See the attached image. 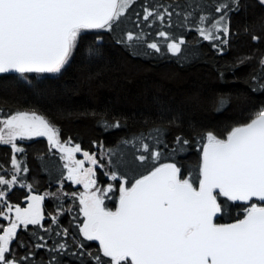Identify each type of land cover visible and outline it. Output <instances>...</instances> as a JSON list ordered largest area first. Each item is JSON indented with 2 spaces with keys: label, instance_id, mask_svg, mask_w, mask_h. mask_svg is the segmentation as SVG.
I'll return each instance as SVG.
<instances>
[{
  "label": "trees",
  "instance_id": "obj_1",
  "mask_svg": "<svg viewBox=\"0 0 264 264\" xmlns=\"http://www.w3.org/2000/svg\"><path fill=\"white\" fill-rule=\"evenodd\" d=\"M221 4L231 10L217 11ZM145 9L154 13L147 21ZM225 13L223 23L229 34L224 37L214 31V35L227 43L204 40L197 28H211ZM201 16L207 17L203 25ZM161 31L167 38L159 35ZM129 33L139 38L128 41ZM180 39L185 43L174 55L167 45ZM149 43H156L160 51L149 48ZM262 59L264 4L259 0H239V5L232 0H134L111 31H83L58 74L0 75V118L17 111L43 115L59 129L62 142L71 140L91 154L101 148L107 173L121 181L172 162L181 167L183 178L195 180L200 134L213 131L224 138L233 126L264 108ZM221 99L227 103L221 105ZM116 123L120 126L113 127ZM177 136L189 140L183 151L177 150ZM145 143L149 152L143 151ZM16 144L22 152L13 153L10 145L0 144V177H17L10 190L7 185H0V190L6 192L8 203L21 208L29 204L30 196L44 197V218L39 225L18 227L10 255L19 264H94L89 253L97 255L99 246L86 241L79 231L84 220L78 199L81 191L63 179L59 153L42 138ZM157 150L161 157L153 161L150 152ZM13 155L21 166L19 173L12 166ZM141 155L149 158L141 161ZM97 179L102 186L107 184L100 171ZM118 186L116 181L113 196ZM115 203L116 197L105 206L114 210ZM245 207L226 201L217 222H235L243 217ZM7 226L0 216V235ZM61 243L66 245L64 250H52ZM37 244L45 247L37 248Z\"/></svg>",
  "mask_w": 264,
  "mask_h": 264
},
{
  "label": "snow or ice",
  "instance_id": "obj_2",
  "mask_svg": "<svg viewBox=\"0 0 264 264\" xmlns=\"http://www.w3.org/2000/svg\"><path fill=\"white\" fill-rule=\"evenodd\" d=\"M133 2L0 0V74L59 73L71 58L83 31H111ZM232 3L239 5V0ZM224 9L231 10L228 4H221L216 10ZM153 16V12L145 9V21ZM225 19L226 13L211 28L198 27L197 31L204 40H221L226 44V39L214 35L215 31L228 36ZM206 20L204 16L199 18L201 25ZM159 35L167 38L163 31ZM134 38L139 37L127 35L128 41ZM184 43L183 39L169 43L168 51L178 54ZM148 47L160 51L156 43H149ZM260 63L264 65V59ZM226 103L220 100L221 105ZM35 137H46L49 145L62 153L68 171L66 179L84 187L78 196L84 217L79 231L86 241L98 242V254L89 253L94 264H264V108L249 121L233 126L224 138L213 131L200 134L201 155L195 180L183 178L181 167L175 162L159 164L134 180L124 179L118 186L119 203L115 211L105 206L108 193L116 190L112 185L92 190L96 186L94 168H85L84 163L95 166L94 154L83 151L79 144L70 146L71 140L62 143L59 129L35 111H17L0 119V144L10 145L13 153L23 151L16 144L18 139ZM176 143L180 145L177 150L183 151L189 140L177 136ZM142 147L143 151H150L146 143ZM76 153H81L84 159H76ZM150 157L159 161L161 153L151 151ZM148 158L138 157L141 161ZM11 163L19 173L21 166L15 155ZM111 178L116 180L117 176L112 174ZM16 183V175L10 180L0 177V185H7L9 190ZM5 196L6 192L0 190V216L10 220L8 214L14 208L15 219L0 235V264H19L10 255V243L21 225L26 229L28 225L41 223L44 217L40 205L44 197L30 196L28 206L21 208L8 203ZM226 201L246 205L243 217L232 223L217 222L225 212ZM65 247L61 243L52 250ZM80 247L83 249L84 245Z\"/></svg>",
  "mask_w": 264,
  "mask_h": 264
},
{
  "label": "rangeland",
  "instance_id": "obj_3",
  "mask_svg": "<svg viewBox=\"0 0 264 264\" xmlns=\"http://www.w3.org/2000/svg\"><path fill=\"white\" fill-rule=\"evenodd\" d=\"M260 1V0H259ZM264 4V3H263ZM64 68V67H63ZM62 68V69H63ZM61 69V70H62ZM50 75H55V74H58V73H49ZM0 119H3V118H0ZM35 138H42V139H45L46 140V142L48 143V140H47V138L46 137H35ZM19 140H21V139H18L17 141H19ZM23 140H28V139H22L21 141H23ZM16 141V142H17ZM62 142V141H61ZM63 143V142H62ZM48 145H49V143H48ZM70 146H73V144H71ZM49 147L52 149V150H54V151H56V152H58L59 153V155H60V157H62V153L60 152V151H58L56 148H53V147H51L50 145H49ZM91 154V153H90ZM95 155V157H96V159H97V164L95 165V166H93V165H91L90 163H88L87 161H85V163H84V167L85 168H87V167H93L94 168V172H95V180H96V186H95V188H93L92 190L93 191H95L97 188L98 189H101V190H103V189H106L109 185H112L114 188H115V183H116V181H119V184L120 183H123V181H121V180H118L119 178H117L116 180H113L112 178H111V176L112 175H109L108 173H107V171H106V168H105V163H106V157H105V155H104V151L100 148L99 149V151L96 153V154H94ZM75 156H76V159H80V160H83L84 159V157L82 156V154L81 153H76L75 154ZM61 160H62V162H63V165H65V163H66V161L64 160V159H62L61 158ZM64 170H65V174H64V180H65V182H67V183H70L73 187H78L79 189H80V193H83L84 192V187H83V185L82 184H74L71 180H68V179H66V177H67V175H68V171H67V168H65L64 167ZM98 171H100L101 173H102V175H103V178L104 179H106V181H107V184L106 185H103L102 186V184L98 181V179H97V174H98ZM10 180V179H9ZM14 186V185H13ZM8 188V187H7ZM113 193L114 192H111V193H108V195H107V197L105 198V202H108V201H110L111 199H113L114 197H116V203H115V207H114V210L113 211H115L116 210V207H118V203H119V200H118V197H119V192L117 193V195L115 196H113ZM2 203V202H1ZM30 203V202H29ZM28 206V205H27ZM26 206V207H27ZM25 207V208H26ZM40 207H41V205H40ZM107 208H108V206H106ZM4 211L6 212L7 210H6V208L4 209ZM9 216H10V220H12V219H15V214H14V208H13V212L12 213H9L8 214ZM10 220H6V222L8 223V225H9V223H10ZM42 222V221H41ZM20 227H24L23 225H21Z\"/></svg>",
  "mask_w": 264,
  "mask_h": 264
},
{
  "label": "water",
  "instance_id": "obj_4",
  "mask_svg": "<svg viewBox=\"0 0 264 264\" xmlns=\"http://www.w3.org/2000/svg\"><path fill=\"white\" fill-rule=\"evenodd\" d=\"M96 30V29H95ZM7 74H19V73H7ZM38 74H40V73H38ZM0 75H3V74H0ZM255 202H257V203H260L259 201H255ZM237 203H241V202H237ZM93 242H95V241H93ZM97 245H98V242H95ZM99 246V245H98Z\"/></svg>",
  "mask_w": 264,
  "mask_h": 264
},
{
  "label": "flooded vegetation",
  "instance_id": "obj_5",
  "mask_svg": "<svg viewBox=\"0 0 264 264\" xmlns=\"http://www.w3.org/2000/svg\"><path fill=\"white\" fill-rule=\"evenodd\" d=\"M113 211V210H112Z\"/></svg>",
  "mask_w": 264,
  "mask_h": 264
}]
</instances>
